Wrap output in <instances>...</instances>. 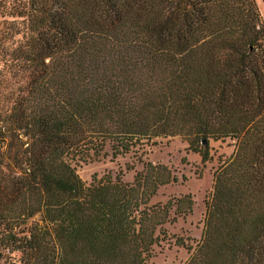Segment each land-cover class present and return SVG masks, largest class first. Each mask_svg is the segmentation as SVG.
Here are the masks:
<instances>
[{
  "label": "trees",
  "instance_id": "trees-1",
  "mask_svg": "<svg viewBox=\"0 0 264 264\" xmlns=\"http://www.w3.org/2000/svg\"><path fill=\"white\" fill-rule=\"evenodd\" d=\"M173 137L202 163L209 140L234 142L184 264H264L254 0H0V264L14 252L19 264H148L168 205L160 218L147 204L176 178L145 164L132 184L117 174L86 185L72 164ZM176 204L183 216L192 202Z\"/></svg>",
  "mask_w": 264,
  "mask_h": 264
},
{
  "label": "rangeland",
  "instance_id": "rangeland-1",
  "mask_svg": "<svg viewBox=\"0 0 264 264\" xmlns=\"http://www.w3.org/2000/svg\"><path fill=\"white\" fill-rule=\"evenodd\" d=\"M254 1L264 20L263 1ZM203 145L205 146L206 143ZM206 146L210 160L204 163L201 162L198 154L187 149L185 141L180 137H173L160 140L156 146L134 150L115 159H110L108 155L97 160L75 161L72 165L76 174L86 185H89L93 178L100 180L117 174L121 175L123 182L132 184L134 177L144 170L145 164L164 167L166 172L176 178V182L159 186L147 204V211L160 218L163 217L164 207L168 205L165 220L161 224L165 236H159L158 245L153 248L154 257L148 264H184L195 252L201 239L205 201L212 190L213 174L234 150V142L229 139L209 140ZM105 152L109 153L108 147ZM187 195L192 202L190 211L186 210L183 216H179L177 213L181 211V208H177L176 201ZM34 223L40 224V215L37 214L29 219L28 225ZM158 229L159 226L154 235L158 234ZM176 238L182 239L191 247V251L174 246ZM10 256L14 264H19L18 252ZM3 261L4 258L0 260L1 263Z\"/></svg>",
  "mask_w": 264,
  "mask_h": 264
},
{
  "label": "water",
  "instance_id": "water-1",
  "mask_svg": "<svg viewBox=\"0 0 264 264\" xmlns=\"http://www.w3.org/2000/svg\"><path fill=\"white\" fill-rule=\"evenodd\" d=\"M203 143H205V141Z\"/></svg>",
  "mask_w": 264,
  "mask_h": 264
}]
</instances>
